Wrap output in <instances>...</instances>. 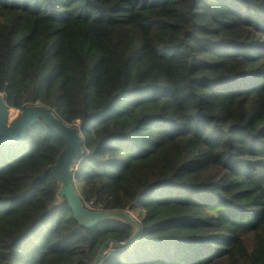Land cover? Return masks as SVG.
<instances>
[{
	"label": "trees",
	"instance_id": "trees-1",
	"mask_svg": "<svg viewBox=\"0 0 264 264\" xmlns=\"http://www.w3.org/2000/svg\"><path fill=\"white\" fill-rule=\"evenodd\" d=\"M11 121L41 104L79 124L92 210H139L99 264H264V0H0ZM40 121L0 145V264H93L136 226L86 228Z\"/></svg>",
	"mask_w": 264,
	"mask_h": 264
},
{
	"label": "water",
	"instance_id": "water-1",
	"mask_svg": "<svg viewBox=\"0 0 264 264\" xmlns=\"http://www.w3.org/2000/svg\"><path fill=\"white\" fill-rule=\"evenodd\" d=\"M11 112L12 109L8 107L6 98L0 93V145H14L23 142L27 132L40 121H43L54 134L65 142L64 150L57 162L50 167V171L60 183L59 201H67L73 218L79 225L94 228L106 221L122 220L136 226V232L126 242L119 243L113 239L105 242L93 264H99L110 244L120 249L131 246L137 240L142 227L140 222L130 214V209L126 211L92 210L86 207L78 192L73 166L78 159L86 155L85 140L79 124L65 123L50 108L41 104L27 106L13 121H11Z\"/></svg>",
	"mask_w": 264,
	"mask_h": 264
},
{
	"label": "rangeland",
	"instance_id": "rangeland-1",
	"mask_svg": "<svg viewBox=\"0 0 264 264\" xmlns=\"http://www.w3.org/2000/svg\"><path fill=\"white\" fill-rule=\"evenodd\" d=\"M140 211L139 210H130V214L139 221L138 215H139Z\"/></svg>",
	"mask_w": 264,
	"mask_h": 264
},
{
	"label": "built area",
	"instance_id": "built-area-1",
	"mask_svg": "<svg viewBox=\"0 0 264 264\" xmlns=\"http://www.w3.org/2000/svg\"><path fill=\"white\" fill-rule=\"evenodd\" d=\"M85 205H86V207L89 208V209H91V207H92V203H89V204H86V203H85Z\"/></svg>",
	"mask_w": 264,
	"mask_h": 264
}]
</instances>
